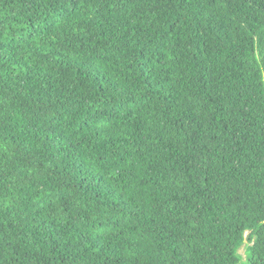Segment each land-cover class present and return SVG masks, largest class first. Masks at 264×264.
<instances>
[{
	"label": "trees",
	"instance_id": "16d2710c",
	"mask_svg": "<svg viewBox=\"0 0 264 264\" xmlns=\"http://www.w3.org/2000/svg\"><path fill=\"white\" fill-rule=\"evenodd\" d=\"M0 264H264V0H0Z\"/></svg>",
	"mask_w": 264,
	"mask_h": 264
},
{
	"label": "rangeland",
	"instance_id": "374dc122",
	"mask_svg": "<svg viewBox=\"0 0 264 264\" xmlns=\"http://www.w3.org/2000/svg\"><path fill=\"white\" fill-rule=\"evenodd\" d=\"M238 253L244 258V247H240V249L238 250Z\"/></svg>",
	"mask_w": 264,
	"mask_h": 264
}]
</instances>
